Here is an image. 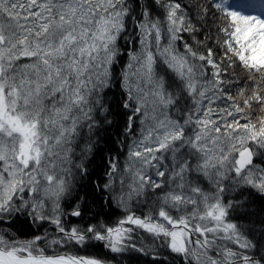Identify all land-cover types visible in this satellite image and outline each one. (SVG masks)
Returning <instances> with one entry per match:
<instances>
[{
    "label": "snow or ice",
    "instance_id": "6c2138e0",
    "mask_svg": "<svg viewBox=\"0 0 264 264\" xmlns=\"http://www.w3.org/2000/svg\"><path fill=\"white\" fill-rule=\"evenodd\" d=\"M228 5L0 0V264H264V14Z\"/></svg>",
    "mask_w": 264,
    "mask_h": 264
},
{
    "label": "trees",
    "instance_id": "16d2710c",
    "mask_svg": "<svg viewBox=\"0 0 264 264\" xmlns=\"http://www.w3.org/2000/svg\"><path fill=\"white\" fill-rule=\"evenodd\" d=\"M263 6H264V0H229V5H228L229 10H236V11H241V12L250 13V14L256 12L257 10H260ZM185 38L186 39L188 38L186 34H185ZM121 43L123 44V41H121ZM181 47H182V44H181ZM126 61H127V56L125 55L123 57L122 63ZM113 92H116L117 96H119V90L117 88H113ZM111 97H112V93L110 92L109 98ZM101 135L104 136V139L101 140L100 147L103 148L104 151L97 155L96 160L90 166L92 169L96 170L91 178L93 182L96 181L98 176H102L103 172L105 171L104 168L100 167V164H101L100 156L101 155L107 156L109 147L113 149V154H115L116 146L108 142L109 135L111 136L112 140L116 139L115 131L113 129H109L108 133H101ZM120 151H121L120 159L121 161H123L124 156L126 155V149H121ZM88 187H89V190H91V186L88 185ZM81 195H83V192H81ZM133 207L137 208L136 205H133ZM95 210L96 208L94 206L93 211ZM65 211H70V209L67 208V206H65ZM104 211L105 212L109 211L107 206H105ZM141 211H147V209L137 208L138 215L140 214ZM122 215H124V213L121 209H113L111 212V218L113 220L118 219ZM64 221L66 222V225L68 227H71L73 224H76L79 222L78 218L69 217L67 215L64 217ZM53 229H54L53 225L46 223L44 224L43 228H41L39 232H37L36 226L32 225L31 228L22 229L23 234L20 235V239H28V238H31L32 235L34 234H43L45 231L49 233V236L51 238L52 236H55L54 235L55 232L53 231ZM137 236L145 244V246H152L153 244L152 238L147 233H144L138 230ZM156 243H159V242L157 241ZM105 253H106V258L108 259V261L114 264H146V261L150 259V257L139 256V254H136V253L126 252V253L120 254V253L107 252V250L103 249L102 246H98L94 249H88L86 251L82 250L79 254H82V255L99 254L101 257H104ZM138 256L139 258L137 259ZM113 257L115 258L113 259Z\"/></svg>",
    "mask_w": 264,
    "mask_h": 264
},
{
    "label": "rangeland",
    "instance_id": "374dc122",
    "mask_svg": "<svg viewBox=\"0 0 264 264\" xmlns=\"http://www.w3.org/2000/svg\"><path fill=\"white\" fill-rule=\"evenodd\" d=\"M251 14H264V6L259 10V12H254V13H251ZM54 235H56V233ZM110 263H112V262H109V264ZM112 264H114V263H112Z\"/></svg>",
    "mask_w": 264,
    "mask_h": 264
},
{
    "label": "water",
    "instance_id": "95a60500",
    "mask_svg": "<svg viewBox=\"0 0 264 264\" xmlns=\"http://www.w3.org/2000/svg\"><path fill=\"white\" fill-rule=\"evenodd\" d=\"M110 264H112V263H110Z\"/></svg>",
    "mask_w": 264,
    "mask_h": 264
}]
</instances>
